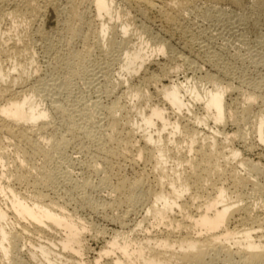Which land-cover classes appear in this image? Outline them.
Wrapping results in <instances>:
<instances>
[{"label":"bare ground","instance_id":"6f19581e","mask_svg":"<svg viewBox=\"0 0 264 264\" xmlns=\"http://www.w3.org/2000/svg\"><path fill=\"white\" fill-rule=\"evenodd\" d=\"M199 1L0 0V264H219L220 259L231 264L236 256L237 264H264V233L255 232V227L264 229V218L238 204L240 197H230L247 185L260 192L264 188L259 181L264 180V167L238 159L240 151L232 146L235 139L245 143L247 123L256 142L264 146V112L251 115L258 102L264 105V78L250 81L240 92V106L233 108L226 101L233 87L217 75L206 76L207 86H198L189 79L162 83L178 64L162 67V74L147 71L149 64L159 63L158 56L185 59L171 50L168 38L150 31L152 20L159 21L163 34L168 28L185 32L182 19L189 13L218 24L227 19L240 22L212 4L199 6ZM257 6L263 7L264 0ZM46 14L57 18L58 39L67 48L57 58L62 76L50 84L39 78L32 46L35 34H47L41 24ZM72 40H78L80 48H72ZM258 45L264 50V36ZM93 49L101 55L117 53L121 78L114 87L107 86L110 69L105 61L94 59L85 65ZM261 59L264 63V53ZM218 61L212 56L214 66ZM139 72L141 81L132 84ZM77 75H89L85 83L95 91L108 93L123 86L130 104L119 101L123 96L108 105L91 98L78 101V107L72 100L67 104L64 97ZM149 88L161 103L153 102ZM43 99L49 100L48 107ZM195 104L202 110L199 115L193 114ZM92 107L105 114L104 127L98 125L95 135L77 125L80 118L88 120ZM229 123L236 127L230 134L224 130ZM199 126L211 131H200ZM65 132L73 139L81 134L90 140V161L102 173L99 184L113 194L109 208L142 204L145 215L135 227L149 220V226L141 228L142 237L133 235L138 229L134 227L114 231L91 261L84 257L86 236L95 237L99 231L44 192L57 180L52 160L67 152ZM140 161L150 165L151 181L143 169L136 171ZM232 162L245 173L239 174ZM126 167L134 177L123 175ZM90 183L86 179L81 184L85 192ZM105 209L101 211L105 220L125 224L123 214H105ZM25 243L27 262L19 248Z\"/></svg>","mask_w":264,"mask_h":264},{"label":"rangeland","instance_id":"374dc122","mask_svg":"<svg viewBox=\"0 0 264 264\" xmlns=\"http://www.w3.org/2000/svg\"><path fill=\"white\" fill-rule=\"evenodd\" d=\"M211 4L223 10L225 17H236L235 19L238 17L240 18V22H233V24H231L226 22L229 21V19H227L225 20L226 23L224 22L218 24L209 19L202 20L195 18L196 13H189L186 14L182 19V23L186 27L185 32H178L175 28H168L167 33L163 34L164 32L162 33L159 31L161 29L159 21L157 19L152 20L151 24H148L150 31L153 34H157L158 36L164 35L165 39L168 38L167 40L170 43L171 50L177 52L178 55L183 56L185 59L182 60L180 58L175 61H169L163 56H158V59H156L159 63L152 62L148 65L147 71L156 74H162L161 72L164 70L162 67L165 66V68H168L172 64H178L180 67L175 72L173 71L174 73H169V75L172 74V77H162L163 84H168L172 79L181 82H186V79H189L190 83H197L198 86L204 84L205 86L206 76L213 74L217 75L222 78V80L229 82L230 86L233 87L232 91L226 95V101L230 106L235 108L240 106V101L242 100L240 92L247 89L249 82L252 80L258 81L260 78H264V63L261 59L264 50L258 45V39L264 36V6L258 7V0H240L236 3L234 0H216L214 2L200 0L198 2V5L202 7ZM41 24L47 34H35L32 40V46L36 52L35 55L37 59V65L39 66V78L43 80V83L50 84L52 81L58 82L62 76L61 71L63 70L61 67H59L57 58L65 55L67 48L63 41H59L58 39V37L61 35V30L60 24L54 15H43L41 17ZM2 26L6 27L7 22H4ZM49 43L53 44L51 49L48 48ZM80 45L81 43L78 40H72L70 44L72 48L76 49L80 48ZM101 54L102 53H100L98 49H93L89 57L86 59L85 65H90L91 61L94 59L105 61L106 65H109L110 69V83H108L107 86L110 85L108 88H112L121 78L117 73V53L106 51L103 53V55ZM212 56L218 57L219 63L217 66H214L213 62H211ZM58 68L60 70L57 71ZM82 75H77L73 78V82L70 85L71 92L64 97V101L67 104L74 101L75 106L78 107V101L91 98L99 100L101 105H108L119 96H123L119 98L121 103H125L126 105L130 104L129 99L123 94V86L121 87V85H118L117 88H114L108 93L105 91L103 92V90L95 91L92 87H88L85 83L88 81L90 76L87 75V78H84ZM139 76H142L141 72L137 74L131 83L139 84L141 81ZM94 79H92L93 84L97 85ZM153 91V88H149L153 102L159 101L158 103H161V100H159V97ZM49 104L50 102L48 99H43L44 107H48ZM91 111L92 112L88 117V120L86 119L87 117L80 118L77 120V125L79 126L78 128L82 129L83 127L90 131V134L95 135V133L97 134L100 130H98V125H103L104 127L105 119H103V117H105V114L103 110L98 107H92ZM259 112H264V105L260 102L255 105L251 115L253 116ZM201 113L202 110H200L199 105L195 104L193 107V114L199 115ZM55 125L57 126V124ZM208 125L209 127L213 126L212 123H209ZM250 126V123L243 125V132L246 133L245 143H242L239 139H235L232 142V146L240 151L238 159L253 160L254 162H259L260 166L264 167V146L256 142ZM209 127L199 126V130H203V132L208 133V131H211ZM224 130L226 133L230 134L236 130V127L235 125L229 123L225 126ZM64 134L69 139V143L67 144V152L63 156L56 155L54 160L51 162V167H53L56 173V184L54 182L52 185L53 188H45L44 192L45 194L47 193V197L50 198L52 196L53 199H56V201L59 203L65 204V206L71 212L75 213L76 215L78 214L77 216L81 217L83 221L91 224L95 230L99 231V234H97L95 237L92 235H88V237L86 236V245L88 250L85 252L86 254L84 257H87V259L91 261L95 253L98 252V250L105 244L106 239H108L114 231L118 229L119 231H128L133 227L138 228L135 227V223L140 221L145 215V209L142 204L137 205L136 203L132 206L125 204L121 205L117 209L118 211H115L112 206L109 208V204H111L113 201V194L110 193V189L107 186H102L99 184V178L102 173L95 170L98 166L92 164L90 161L91 154L87 149V145L89 144L90 140L83 137L81 134H79V137L75 139L70 138L66 132ZM220 137L221 136H219V138ZM169 164L170 162H168V165ZM232 164L237 165V171L239 174L245 173V170L239 166V164H236L235 162H232ZM142 169L146 174H148L147 179L151 181V179H153V175L150 165H143V163L140 161L138 163V167H136V171ZM123 171H125L122 172L123 175H128L130 178L134 177L135 175V172L132 171V169L130 170L129 167H126L123 169ZM86 179L87 181L91 182L90 191L87 192H85L83 186H81V184L83 185ZM259 181L264 184L263 178H259ZM223 183L226 187H229L230 190H233L227 181H223ZM73 184L74 187H72ZM71 189L72 191H70ZM82 192L85 194H81ZM231 196L236 198L240 197L238 198L240 199L238 204L248 206L249 210L251 209L250 212L252 211L251 215L255 214V216H259L261 214L260 217L264 218V188L260 192L255 191L252 185H247L242 189L240 194L230 193V197ZM84 197L85 199L82 200ZM102 203H104V206ZM106 203L107 208L105 207ZM72 206L74 207L72 208ZM102 209H105V214H112L114 212H118L117 214L120 213V215L123 214L122 216H125V224L120 226L116 222L114 223L105 220V218L102 216ZM148 222L149 220L143 221L141 226L138 228L140 230L136 229L133 232V235L136 233L137 237H142L144 231L141 230V228L144 229L145 227L149 226ZM255 232L264 233V229H258L255 227ZM21 245L22 244L19 246L20 251H22L20 252V256L24 261L26 260L27 262L29 260L27 258L26 252L28 247L27 243H25L24 246ZM237 260L238 257L236 256L233 261L234 263L231 264H237ZM218 263L226 264V262L224 260L222 261V259H220Z\"/></svg>","mask_w":264,"mask_h":264}]
</instances>
